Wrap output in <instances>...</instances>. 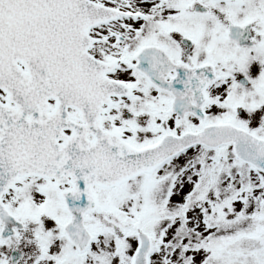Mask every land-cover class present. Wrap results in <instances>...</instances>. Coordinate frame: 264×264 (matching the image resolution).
<instances>
[{
	"label": "snow or ice",
	"instance_id": "1",
	"mask_svg": "<svg viewBox=\"0 0 264 264\" xmlns=\"http://www.w3.org/2000/svg\"><path fill=\"white\" fill-rule=\"evenodd\" d=\"M0 264H264V0H0Z\"/></svg>",
	"mask_w": 264,
	"mask_h": 264
}]
</instances>
